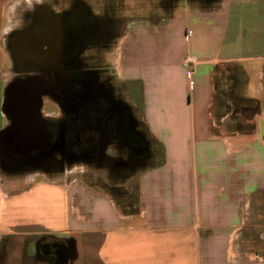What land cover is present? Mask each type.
Masks as SVG:
<instances>
[{"label": "crops", "instance_id": "crops-1", "mask_svg": "<svg viewBox=\"0 0 264 264\" xmlns=\"http://www.w3.org/2000/svg\"><path fill=\"white\" fill-rule=\"evenodd\" d=\"M46 1L0 0V133L10 125L1 105L18 72L14 52L26 30L58 12ZM18 6L33 16L17 29ZM157 10L128 7L113 19L121 26L113 89L129 120L124 143L112 146L119 159L105 152L104 182L125 187L136 177L135 209L81 180L16 178L0 150V243L11 264L29 255L37 264H264V0H181ZM223 62L242 65L246 96L258 103L246 130L212 116ZM94 154L99 166L103 154ZM51 240L63 243L38 246Z\"/></svg>", "mask_w": 264, "mask_h": 264}, {"label": "flooded vegetation", "instance_id": "flooded-vegetation-1", "mask_svg": "<svg viewBox=\"0 0 264 264\" xmlns=\"http://www.w3.org/2000/svg\"><path fill=\"white\" fill-rule=\"evenodd\" d=\"M92 7L77 4L62 8L59 14L50 16L49 22L38 21L25 31L29 39L24 51L14 52L18 71L15 77L32 73L27 70L49 77L50 88L43 97L53 92L62 100L63 111L48 118L44 127L46 140L35 148L18 152L6 145L1 156L4 166L32 164L54 145L60 147L58 150L66 147L67 153L76 157L90 145L105 150L107 141L116 134L107 86L112 75L102 61L113 38L117 41L120 24L115 25L113 16L105 10L97 14ZM50 121H56V130L49 127Z\"/></svg>", "mask_w": 264, "mask_h": 264}, {"label": "rangeland", "instance_id": "rangeland-1", "mask_svg": "<svg viewBox=\"0 0 264 264\" xmlns=\"http://www.w3.org/2000/svg\"><path fill=\"white\" fill-rule=\"evenodd\" d=\"M180 1L181 0H47L46 3L51 7L57 8L58 14L61 11V8H63L60 6H64L65 8L71 5L87 4L93 6L92 8L97 11V14H104L105 10L107 15L110 14L114 19L116 16H120L124 13L128 7H141L145 8L146 11L154 9L157 10L159 8L161 10H166L170 7V5H176ZM213 1L215 0H210V4H212ZM22 9V7L18 6L16 11V20L18 23L17 29L20 28V25L25 23L29 17L31 18L33 16V13H25ZM53 14L50 15L53 16ZM119 31L117 40L119 39L121 33V26ZM116 42L118 41H114L113 38L112 44L107 51L103 53L105 61H102V63L107 64V67L110 70L109 72L111 73L115 72L112 59L114 58V52L116 50ZM9 46L10 45L7 44V50L9 49ZM8 54L13 56V54L9 53V51ZM9 59L10 57L7 58L8 65H10ZM45 77L48 80L50 79L47 76ZM115 83V77L112 76L110 77L107 86L108 98L110 102V115L114 121L113 123H115L114 128L116 129L117 135L114 140L109 139V141H107L105 150L103 147V149L99 147L101 155L103 154L102 157L99 158V166L94 161L96 157L94 154L96 152L95 148H98V145H95V147L94 145H90L87 147L88 149L86 151L82 152L81 157H76L69 155L66 147H63V144L61 145L64 150H58L60 148L58 145H54V147L50 146L45 152H43V156L32 164L17 168L3 166L11 171V173H15L16 175H14V177L16 178H25L26 175L32 178L64 177L66 180L77 179L87 184H92L101 190L110 191V187L104 182L106 176L104 168L106 167V163H109L110 161V158L106 156L105 152L112 154L111 157H117L116 159H119L118 156L121 153V148L118 149V152H113L112 146L124 143L123 137L125 136V132L127 130L126 123L129 120L124 100L119 101L117 93L115 89H113V85H115ZM246 84L247 77L244 73L242 65L238 62H223L222 65L218 66L214 74V101L212 105V116L216 124L222 125L225 129L237 130H246L251 126L252 123H248L246 118H253L258 112V108L256 100L246 96ZM262 103H264V101ZM62 107V100L56 98L53 92H49V96H44L42 100L41 113L45 120L47 119L46 123L48 118L51 120L53 117L55 118L59 116V114L63 111ZM261 115L264 120V105L261 106ZM220 117H222L221 120H219ZM57 125L56 121L49 123V127H51V129L54 128L56 130ZM130 131L138 133L137 129L133 126L130 127ZM136 183V177H133L128 182L127 186L117 187L110 191L112 192L120 209H135L138 201ZM6 248H8L6 242H1L0 264H11L8 261V252L6 251ZM13 262H16V259ZM17 264L37 263L34 255H29L26 258L22 257Z\"/></svg>", "mask_w": 264, "mask_h": 264}, {"label": "water", "instance_id": "water-1", "mask_svg": "<svg viewBox=\"0 0 264 264\" xmlns=\"http://www.w3.org/2000/svg\"><path fill=\"white\" fill-rule=\"evenodd\" d=\"M27 71L32 73L11 79L4 88L1 110L10 125L0 133L2 153L6 145L14 151L27 152L46 140V120L41 106L50 82L36 70Z\"/></svg>", "mask_w": 264, "mask_h": 264}, {"label": "trees", "instance_id": "trees-1", "mask_svg": "<svg viewBox=\"0 0 264 264\" xmlns=\"http://www.w3.org/2000/svg\"><path fill=\"white\" fill-rule=\"evenodd\" d=\"M218 67H216V69H217ZM216 69H215V71H216ZM256 103H257V101H256ZM257 108H258V103H257ZM259 109V108H258ZM116 187H110V191H112L113 189H115ZM109 191V192H110ZM110 193H112V192H110ZM63 242L62 241H59V240H51V241H49V242H41V241H39L38 242V246L40 247V249H42V251H44V250H47L48 249V246L50 245V244H55L56 246H60L61 244H62Z\"/></svg>", "mask_w": 264, "mask_h": 264}, {"label": "built area", "instance_id": "built-area-1", "mask_svg": "<svg viewBox=\"0 0 264 264\" xmlns=\"http://www.w3.org/2000/svg\"><path fill=\"white\" fill-rule=\"evenodd\" d=\"M194 62L195 61H194V58L193 57H191L189 55H186L184 57V63H185V65L190 66V67L193 68Z\"/></svg>", "mask_w": 264, "mask_h": 264}]
</instances>
